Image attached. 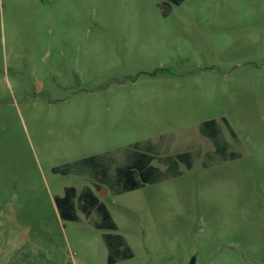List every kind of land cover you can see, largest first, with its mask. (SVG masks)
Instances as JSON below:
<instances>
[{
  "label": "rangeland",
  "instance_id": "1",
  "mask_svg": "<svg viewBox=\"0 0 264 264\" xmlns=\"http://www.w3.org/2000/svg\"><path fill=\"white\" fill-rule=\"evenodd\" d=\"M168 4L0 0V264H264V0ZM136 152L158 170L122 192ZM68 187L118 229L64 219Z\"/></svg>",
  "mask_w": 264,
  "mask_h": 264
},
{
  "label": "trees",
  "instance_id": "2",
  "mask_svg": "<svg viewBox=\"0 0 264 264\" xmlns=\"http://www.w3.org/2000/svg\"><path fill=\"white\" fill-rule=\"evenodd\" d=\"M170 2V4L167 5L164 14L167 16L169 15L172 10L173 6H179L181 5L185 0H166ZM226 126L230 129L231 133L235 135V132L231 128L229 122L227 119H223ZM202 133L209 137L210 140L215 145L216 152H219L223 155L228 154V144L227 142H224L222 139V130L217 122L216 119H212L209 121H205L202 126ZM133 156V160L131 162H128L124 166H121L118 168L117 171V181L121 185L122 184V192L124 191H132L139 189L143 187L145 184H149L153 182L154 177V171H157L158 169L154 166H152V161L155 159V157L149 153H143V152H136ZM184 155H180V158L182 160ZM231 157L235 156V153H231ZM103 156H93L89 158H85L82 160V163H90L92 167H96V171L99 170V165H101L99 162L102 161ZM190 155L188 154L185 156V162L188 164V167L192 168V160L189 158ZM54 171H58V169H54ZM137 172L139 173L141 180H138ZM78 196L77 189L75 187H68L65 190V195L63 197H58V206L60 207L62 217L66 220H78L76 213H75V204L74 200ZM80 198H89L92 200V203L97 206L98 210L101 213V219L102 224L98 225L99 228H105V229H111V230H117L118 226L115 223L112 214L110 213L108 207L103 204L99 203V197L95 194V192H92L91 190H88L86 193H80L78 196ZM134 253L130 246L127 244H120L118 247L111 248L109 253V264H115L118 259H131L133 258Z\"/></svg>",
  "mask_w": 264,
  "mask_h": 264
},
{
  "label": "crops",
  "instance_id": "3",
  "mask_svg": "<svg viewBox=\"0 0 264 264\" xmlns=\"http://www.w3.org/2000/svg\"><path fill=\"white\" fill-rule=\"evenodd\" d=\"M224 124H225V123H224ZM229 124H230V123H229ZM219 126H220V125H219ZM230 126H231V125H230ZM226 127H227V126H226ZM227 128H228V127H227ZM231 128H232V127H231ZM228 129H229V128H228ZM232 129H233V128H232ZM229 131H230V129H229ZM233 131H234V130H233ZM234 132H235V131H234ZM230 133H231V131H230ZM231 134H232V133H231ZM235 135H236L235 137L237 138V133H236V132H235ZM212 143H213V142H212ZM213 144H214V143H213ZM214 147H215V145H214ZM214 151L216 152V148H215ZM216 153H217V152H216ZM154 160H155V159H154ZM154 160H153V161H154ZM153 161H152V162H153Z\"/></svg>",
  "mask_w": 264,
  "mask_h": 264
}]
</instances>
